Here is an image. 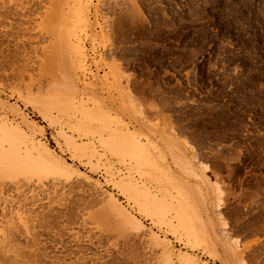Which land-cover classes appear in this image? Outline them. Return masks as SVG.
<instances>
[{
	"label": "rangeland",
	"instance_id": "1",
	"mask_svg": "<svg viewBox=\"0 0 264 264\" xmlns=\"http://www.w3.org/2000/svg\"><path fill=\"white\" fill-rule=\"evenodd\" d=\"M3 126L69 175L0 178V264H264V0H0Z\"/></svg>",
	"mask_w": 264,
	"mask_h": 264
},
{
	"label": "bare ground",
	"instance_id": "2",
	"mask_svg": "<svg viewBox=\"0 0 264 264\" xmlns=\"http://www.w3.org/2000/svg\"><path fill=\"white\" fill-rule=\"evenodd\" d=\"M1 132L2 133L0 135L1 136L0 141L3 140L4 142H7L10 145V147H12L13 152L12 151L11 152L13 155L11 157L7 156V154L3 153V150L0 147V149H1V151H0V178H3V177H10L11 178V177H14L15 175H17L19 173L25 174V173H29L30 171H34L36 168H40V170L43 168L44 171L42 170V173H44L46 170L47 172H50L52 174H58V175L63 174V176L69 175V169L64 164L62 165L60 162H58L54 158L55 156H52L46 147L44 148L43 146H41V147L37 146L35 148L33 146L34 147L33 152L32 151H28V152L26 151V156L24 157L23 154L20 152V147L17 145L18 144L17 141H20V140L24 141V143H26V139L24 138V136H22L23 134L21 135L19 132L16 131V129L9 130L6 126L2 127ZM15 140H16V142H15ZM140 148H142V147H140ZM140 157L144 158L143 153L141 151L139 154V158ZM178 158H181V157H178ZM23 159H25L27 161L25 164H21L22 163L21 161ZM181 160H183V159H181ZM181 160H180V162H181ZM140 162L142 163V161H140ZM180 181L181 180L179 179V182ZM128 183H130V182H128ZM180 183H181V188L179 191V195H180V199H179L180 205L179 206L181 208V214H179L180 222L182 224H185V226L187 224H189L190 230L188 233H189L190 237L193 236L195 238V240H197V241H208L210 238L212 239V237L208 233V228H207L206 224L202 221V219L200 217L201 212H202L201 206L198 203L200 201V198H201L200 195L197 193V196H196V192H197L196 190L192 191L190 188L186 187L182 182H180ZM107 202H108L107 205L110 206V208L114 212V215H116L118 218L120 217V218L124 219L125 221H127L128 223H130L132 225H136L135 222H137V221L134 222L135 219L132 218L133 216L131 217L129 214H127L123 210L122 206H120V204L117 203V201L109 199ZM110 202H111V204H110ZM187 205H189V206L185 207ZM191 212L195 213L194 217H193V215H191L190 220H185L184 215L186 213L191 214ZM181 260H182L181 264H190L192 261L190 258H187V257H183V258H181Z\"/></svg>",
	"mask_w": 264,
	"mask_h": 264
}]
</instances>
